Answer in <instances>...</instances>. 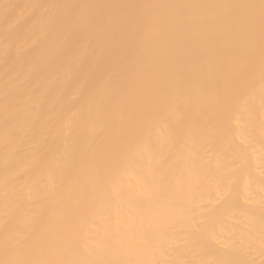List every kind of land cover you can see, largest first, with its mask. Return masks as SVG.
Instances as JSON below:
<instances>
[{
    "label": "bare ground",
    "instance_id": "bare-ground-1",
    "mask_svg": "<svg viewBox=\"0 0 264 264\" xmlns=\"http://www.w3.org/2000/svg\"><path fill=\"white\" fill-rule=\"evenodd\" d=\"M0 264H264L262 0H0Z\"/></svg>",
    "mask_w": 264,
    "mask_h": 264
},
{
    "label": "snow or ice",
    "instance_id": "snow-or-ice-1",
    "mask_svg": "<svg viewBox=\"0 0 264 264\" xmlns=\"http://www.w3.org/2000/svg\"><path fill=\"white\" fill-rule=\"evenodd\" d=\"M262 3H264V0H262Z\"/></svg>",
    "mask_w": 264,
    "mask_h": 264
}]
</instances>
